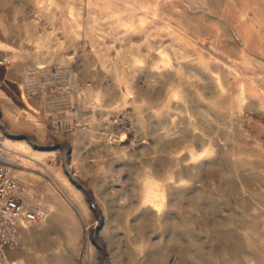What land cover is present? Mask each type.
<instances>
[{
  "label": "rangeland",
  "instance_id": "374dc122",
  "mask_svg": "<svg viewBox=\"0 0 264 264\" xmlns=\"http://www.w3.org/2000/svg\"><path fill=\"white\" fill-rule=\"evenodd\" d=\"M1 140L0 264H264V0H0Z\"/></svg>",
  "mask_w": 264,
  "mask_h": 264
},
{
  "label": "built area",
  "instance_id": "2783aa9c",
  "mask_svg": "<svg viewBox=\"0 0 264 264\" xmlns=\"http://www.w3.org/2000/svg\"><path fill=\"white\" fill-rule=\"evenodd\" d=\"M4 140L0 141V239H15L19 229L34 224L39 215L26 206L20 186L6 165Z\"/></svg>",
  "mask_w": 264,
  "mask_h": 264
}]
</instances>
